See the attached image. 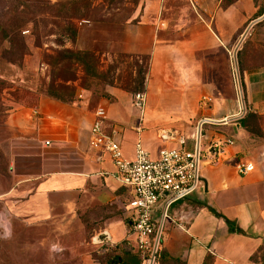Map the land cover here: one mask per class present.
I'll use <instances>...</instances> for the list:
<instances>
[{
	"label": "rangeland",
	"instance_id": "374dc122",
	"mask_svg": "<svg viewBox=\"0 0 264 264\" xmlns=\"http://www.w3.org/2000/svg\"><path fill=\"white\" fill-rule=\"evenodd\" d=\"M263 7L264 0L225 8L214 4L207 11L192 0H0L1 21H27L20 37L12 39L14 48L0 57V264H79L86 250L98 257L86 244L91 240L89 221L82 218L86 227L64 232L53 223L25 222L9 212L3 193L13 183L4 123L10 110L33 108L42 97L39 90L50 93L51 87L64 85L94 107L100 99L119 101L138 126L133 95L142 79L141 127L156 140L161 130L191 136L201 119L226 120L202 123L200 143L218 134L231 137V156L236 152L240 160L249 161L262 150L264 135H238V121H229L242 112L233 50L257 8ZM78 53L85 54V63ZM236 62L245 113L258 114L251 130L264 134V108H250L248 90V75L258 70L264 74V18L248 30ZM92 70L98 74L96 81L89 78ZM94 90L109 97L100 98ZM156 231L157 225L154 239ZM159 240L156 250L161 234ZM137 251V260L149 264L153 248Z\"/></svg>",
	"mask_w": 264,
	"mask_h": 264
},
{
	"label": "crops",
	"instance_id": "0c3cea01",
	"mask_svg": "<svg viewBox=\"0 0 264 264\" xmlns=\"http://www.w3.org/2000/svg\"><path fill=\"white\" fill-rule=\"evenodd\" d=\"M192 1L204 11L220 4ZM248 79L250 108H264L263 72H253ZM118 103L100 99L94 107L83 98L65 104L40 97L33 108L10 110L4 122L13 176L3 193L9 212L25 222L53 223L64 232L86 227L82 218L89 221L91 240L86 244L99 258L86 250L79 264H141L126 207L129 192L119 183L109 157L97 160L89 149L94 111L104 109V131H115L127 158L133 154V142V149L140 141L152 156L167 144L142 127L137 131ZM239 133L246 135L242 128ZM154 141L163 146L156 147ZM226 155L220 163L202 165V185L166 207L160 232L166 256L161 264H264V144L249 159L255 169L244 176L234 169L240 160L236 152L230 157L228 150ZM162 211L155 210L153 217L158 213L160 218ZM95 237L98 242L92 244Z\"/></svg>",
	"mask_w": 264,
	"mask_h": 264
},
{
	"label": "built area",
	"instance_id": "2783aa9c",
	"mask_svg": "<svg viewBox=\"0 0 264 264\" xmlns=\"http://www.w3.org/2000/svg\"><path fill=\"white\" fill-rule=\"evenodd\" d=\"M144 102V93L133 95V106L140 112L139 125L135 128L137 131L141 130ZM105 119L104 109L96 108L90 127L89 149L95 153L97 160H102L103 155L109 157L119 183L128 190L126 207L131 212V234L137 249L144 254L153 248L156 230L153 214L159 204L166 203L167 207L199 188L201 166L226 160L228 150L230 156L233 155L234 140L214 135L207 141L204 138L200 143L201 132L198 137L197 129L191 136L176 130H161L157 138L167 145L159 148L155 156L150 155L141 142L137 141L133 157L127 158L115 131H104ZM234 169L238 175L244 176L252 172L254 166L249 161L238 160Z\"/></svg>",
	"mask_w": 264,
	"mask_h": 264
},
{
	"label": "trees",
	"instance_id": "16d2710c",
	"mask_svg": "<svg viewBox=\"0 0 264 264\" xmlns=\"http://www.w3.org/2000/svg\"><path fill=\"white\" fill-rule=\"evenodd\" d=\"M235 1L236 0H220V7L225 8ZM263 12H264V7L263 8H257V10L255 11L253 19L260 17L263 14ZM26 23H27V21H24L22 18L21 19L17 18V19H15V21H12L9 23H6V22L0 20V57H2L4 52H9L11 46H12V48H14V44H13L12 39H13V37H20V32ZM77 57L79 58L81 63L86 62L85 54L78 53ZM68 58L71 59L69 56L66 59H68ZM97 75L98 74L96 73V71L92 70V72L89 74L90 80L96 81ZM142 82H143V80L140 79L139 84H138V89H137L138 92H141V90L143 89ZM241 85L244 86L243 82H241ZM51 89H52L51 90L52 92H50V93H47V92L45 93L44 90H39V93H40V95H42V97L50 98V99H53V100H56V101H59V102L65 103V104H73L76 101H78V98H76V96H75V89L74 88H69V87L64 86V85H58L55 88L51 87ZM94 92L100 98H108L109 97V94H107L104 90H94ZM257 119H258L257 112L248 110V112H246L239 120H237L238 121L237 123L240 125V127L242 128V130L244 131V133L246 135L259 137L262 139L264 134H262L263 132L261 129L256 130V131L251 130L252 123L257 121ZM261 143L264 144V139H262ZM210 210L213 213H215L216 215H219L217 212H215V210H213L211 208H210ZM159 242H160V240H159ZM165 256H166V253L163 249L160 248L159 250H156L154 257H155L157 264H161V262L163 260H165Z\"/></svg>",
	"mask_w": 264,
	"mask_h": 264
},
{
	"label": "water",
	"instance_id": "95a60500",
	"mask_svg": "<svg viewBox=\"0 0 264 264\" xmlns=\"http://www.w3.org/2000/svg\"><path fill=\"white\" fill-rule=\"evenodd\" d=\"M264 18V12L263 14L252 20L248 26L246 27V29L244 30L242 36L240 37L235 49L233 50V61H234V69H235V75H236V81H237V86H238V90H239V94H240V101H241V107H242V112L239 116H236L232 119H230L229 121H233V120H238L240 119L244 113H245V105H244V100H243V95H242V90H241V81H240V76H239V71H238V67H237V62H236V53H237V49H238V46L242 43L245 35L247 34L248 30L254 25L256 24L257 22L261 21L262 19ZM205 122H215V123H220L222 122L221 121H217V120H212V119H208V118H204V119H201L198 124H197V136L199 137V134H200V129H201V124L202 123H205ZM157 209H161L163 210L162 211V215L161 217L159 218V214L157 213L156 215V218H154V221L155 222H158V227H157V231H156V235H155V239H154V246H153V251H152V254H151V257H150V261H149V264H153V260H154V256H155V251H156V247H157V244L159 242V238H160V232H161V226H162V221H163V214H164V211L166 209V203H160L159 206L157 207ZM159 218V219H158Z\"/></svg>",
	"mask_w": 264,
	"mask_h": 264
}]
</instances>
